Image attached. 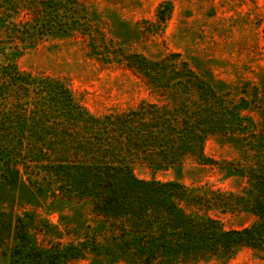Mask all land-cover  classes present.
Masks as SVG:
<instances>
[{"label": "trees", "instance_id": "trees-1", "mask_svg": "<svg viewBox=\"0 0 264 264\" xmlns=\"http://www.w3.org/2000/svg\"><path fill=\"white\" fill-rule=\"evenodd\" d=\"M85 9L82 0H0V43L79 30ZM171 11L160 5L156 24ZM20 12L24 19L13 21ZM119 54L160 101L98 114L63 80L0 64V160L12 171L23 165L32 185L44 181L63 199L87 204L114 249L136 264H193L243 247L264 257V122L244 112L247 98L234 102L219 92L180 52ZM217 135L244 143L238 164H247L246 183L239 191L193 190L179 180L136 174L139 162L169 167L195 156L217 163L205 152L207 139ZM241 211L253 216L251 224L223 225L222 214ZM33 224L24 218L15 224L10 264H69L83 253L74 244H38Z\"/></svg>", "mask_w": 264, "mask_h": 264}, {"label": "rangeland", "instance_id": "rangeland-1", "mask_svg": "<svg viewBox=\"0 0 264 264\" xmlns=\"http://www.w3.org/2000/svg\"><path fill=\"white\" fill-rule=\"evenodd\" d=\"M82 3L86 7V13L78 15L86 17L81 19L85 21L82 30H57L33 42L0 43V64L15 65L33 77L61 79L81 104L102 114L134 106L143 99L160 101L125 65L119 52H141L152 58L180 52L219 92L234 102L247 98L249 106L244 112L264 122V0ZM160 5H169L172 11L159 25ZM21 19L23 12L12 17L16 22ZM243 146V141L234 137L212 136L205 143V152L217 163L190 156L169 167L139 162L135 171L145 179L179 180L193 190L239 191L246 183L247 164H238L245 160ZM11 163L17 164L14 158ZM16 167L12 171L0 160V264H10L19 218L34 221L31 233L40 245L83 247L80 257L69 264H136L128 253L114 249L107 227L87 204L63 199L44 181L32 185L30 172L23 165L20 171ZM253 219L245 211L221 215L226 228H241ZM193 264H264V257L243 247Z\"/></svg>", "mask_w": 264, "mask_h": 264}]
</instances>
